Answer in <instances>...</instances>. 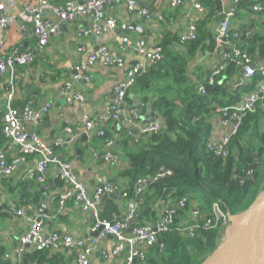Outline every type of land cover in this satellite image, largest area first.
<instances>
[{"label": "trees", "instance_id": "1", "mask_svg": "<svg viewBox=\"0 0 264 264\" xmlns=\"http://www.w3.org/2000/svg\"><path fill=\"white\" fill-rule=\"evenodd\" d=\"M198 1L205 12L195 20L194 38L182 40L177 31L168 27L159 45L163 58L148 65L145 72L136 77L125 98L129 102L130 93H145L144 101L151 97L150 116L161 118L162 128L158 132L140 133L133 141L122 138L118 150V142L109 129L102 128L103 137L93 136L102 140L101 158L104 163L107 162L105 144L108 140L115 142L111 152L121 158L125 155L128 162V167L120 172V178L129 183L117 195L124 202L134 200L141 203L139 209L143 210L139 225H134L131 230L144 225V218H155L153 207L156 202L163 205L168 199L171 206L177 209L170 230L160 234L154 246L145 248L144 258H138L134 264H203L217 252L224 237L225 223L237 228L241 217L264 191V131L259 126L264 115V103L258 102L250 111L241 114L238 132L229 141L226 157L217 156L207 149L214 129L212 118L217 115L223 117L212 104L225 108L234 106L240 101L242 93L253 90L254 86L253 83L241 85L243 66L232 59L233 48L221 50L217 47L215 32L224 19L227 5L221 0ZM259 2L264 0H238L233 4L237 21L234 30L239 37L230 40L235 47L247 51L251 65L257 61L256 57L264 62V32L257 31L254 19L261 14L250 8ZM247 18L249 22H245ZM247 33L249 36H246ZM201 53H208L210 57L222 55V58L204 73L195 74L197 77L194 80L189 71L193 58ZM224 54L228 57L224 58ZM223 63H228L227 67L215 76ZM212 78L215 83L211 86ZM260 79V74H257L254 81ZM234 85H241V92L233 90ZM201 87L207 88L205 94L200 92ZM28 107L34 108L32 100L26 102L24 109ZM235 112V109L230 110V114ZM8 142L11 144L0 122V153L6 152ZM64 147L57 148L55 154L63 155ZM6 157L11 163L13 157L8 154ZM162 167L170 170L171 174L154 180ZM9 178L0 179V193L2 182ZM141 179H152L154 184L147 191L138 193ZM31 180L36 181L34 178ZM110 182L120 184L122 181ZM65 183L60 177L55 180L57 187ZM72 191L73 186L69 184L67 192ZM45 192L37 193L38 196L32 198L33 204L40 206ZM22 193L26 200L24 204L29 205L28 191ZM76 197L77 194H73L72 199L75 201ZM183 199L186 203L184 207H179ZM215 206L223 217L217 216ZM195 207H198V214L193 217ZM1 210L3 208L0 207ZM101 219L114 221L102 216ZM46 251L49 250L26 251L21 261L14 264L40 262L41 258L45 259ZM4 255L5 248L0 246V264H11Z\"/></svg>", "mask_w": 264, "mask_h": 264}, {"label": "crops", "instance_id": "2", "mask_svg": "<svg viewBox=\"0 0 264 264\" xmlns=\"http://www.w3.org/2000/svg\"><path fill=\"white\" fill-rule=\"evenodd\" d=\"M137 1H140L144 7L154 6L155 8V13H153L146 7L153 14V18L150 21L145 20V36L136 31L121 32L119 30L123 25L136 24L143 26L142 17L138 13L130 14L125 3L114 4L108 7L106 11L109 17L117 20V29L107 30L101 35L93 34L90 32L92 17L80 18L73 23L66 24L65 29L63 27L59 35H53L49 44L43 50L37 52L33 65L19 68L21 71L19 72L23 74V77L15 84L16 99L13 106L22 112L26 102L32 100L33 109L37 113L45 105L51 104L49 113L44 116L40 124L26 122L29 131L37 134L45 144L49 145L55 138L63 137V131L66 127L79 129L83 127L87 118L100 121L107 117L109 107L114 100L116 88L122 83L125 71L137 62L144 61L143 54L138 52L135 46L122 43L121 37H129L133 41L143 40L148 49L154 50L161 44L168 27L177 31L180 36H186L190 31L191 20L197 19L196 13L188 5L173 9L170 6V0ZM28 5L35 6L36 1L16 0L15 7L10 10V13L12 15L16 14ZM254 19L256 20L255 28L257 31L264 32V14L255 16ZM245 22H249V19H245ZM79 30L87 33L79 37L77 35ZM23 31L22 22H16L14 26L4 32V51L6 53L19 45L31 50L37 49L36 38H33L29 33H23ZM103 46L107 47L113 56L124 59V68L104 67L100 62L94 65L90 64L89 56ZM82 47L86 49V53L81 50ZM217 62L218 58L214 59L208 53L196 55L192 60L189 71L192 79L195 80L197 77L195 74L204 73L205 70L212 68ZM262 66L263 63L260 62L256 68ZM78 77L81 78L80 81H77ZM8 78L9 73L0 79V122L7 111L6 85ZM66 88L74 93L82 94L85 100L83 102L69 101L63 94ZM143 96H145V93L141 95L130 93L128 98L130 103L125 101L124 105V109L138 108L140 111L139 120L135 119L133 122H129L127 121L128 114L121 113L120 123L96 124L99 129L110 130V134L118 142L116 145L117 150L120 146V139L131 138L130 141H133L134 138L140 135L145 124L151 121L163 122L161 118H151L152 98L150 97L149 100L144 101ZM212 123L214 129L210 141L218 143L225 137L232 123L224 122L218 115L212 118ZM259 126L264 131V115ZM8 147L11 148L7 152L9 157H13L18 153V145L15 143L12 145L9 143L6 148ZM78 150H80V156ZM102 150V140L91 135L85 141L80 139L75 144L64 147L63 155L59 154L58 156L62 157L63 161L69 160L72 162L78 183L86 188L89 195L93 194L98 185L107 181L120 180L123 187L129 183L127 180L125 182L120 178V172L128 167L125 155H122L120 163L111 165L103 162L101 158ZM38 160L39 158L34 155L27 157L24 162L18 165L11 177L2 182L0 207L3 210L0 211V246L5 248V257L8 253H12L13 248L18 246V239L26 234L30 228L26 218L14 214L13 209L24 207L26 212L38 214L41 205L33 204L32 198L38 196L37 193L41 192L42 187H47L48 194L45 196L46 198H57V201L59 200L58 197L68 190L69 184L67 183L61 187L55 185V180L60 175V171L55 165L49 168L45 185L38 184L31 179L25 180L30 172L36 168ZM23 191L29 193L30 197L27 201L29 205L24 204L26 200L23 199ZM57 201L51 205H45V212L47 213L44 214V233L49 235L53 232H59L62 240L58 243L56 249L44 253L45 259L41 258L42 261L40 262H29L28 264H77L78 250L76 248L67 249L63 239L71 237L73 240L83 239L87 242L97 239L93 236V218L83 210V202L70 199L60 211ZM154 204L155 218H144L145 224L153 225L161 216L164 203L163 205L160 202ZM195 209H198V207H195ZM195 209L192 211L193 217L198 214L194 212ZM99 210L103 218L121 221H124L127 213L125 202L120 197L118 199L113 197L103 198ZM141 211L143 210L140 208L138 212L141 213ZM114 248L115 241L111 237L99 241L90 257L89 264H125L129 249L125 248L121 254L114 255ZM32 250V247L28 246L26 248V251L32 252ZM6 259L11 264L16 263L11 258L6 257Z\"/></svg>", "mask_w": 264, "mask_h": 264}, {"label": "built area", "instance_id": "3", "mask_svg": "<svg viewBox=\"0 0 264 264\" xmlns=\"http://www.w3.org/2000/svg\"><path fill=\"white\" fill-rule=\"evenodd\" d=\"M35 6H25L18 13L11 14L10 10L15 7L16 0H0V79L4 78L9 73V78L6 85V98H7V112L2 118L3 133L7 138L11 140V144L15 143L19 147V152L13 156L11 163H8L6 157L7 152L11 149L7 148L5 153H0V179L3 177H11L15 172L18 165L26 160L27 157L34 155L39 158L36 168H34L25 180L35 179L38 184L45 185L47 182L48 170L52 165L58 167L60 171L59 177L67 184L73 186L72 192H65L63 195L57 198H46L48 193H43L44 198L41 209L45 210V205H51L57 201L59 210L61 211L65 203L72 199L73 194H77L76 200L83 202V210L88 212L93 218L92 230L94 233L99 232L97 239L87 242L83 239L73 240L71 237H65L63 239L64 245L67 249L71 250L76 248L78 250L77 264H89L90 257L93 254L97 244L101 240H105L109 237L115 241V248L113 250L114 255L121 254L125 248H128V254L125 264H134L138 258H144L146 252L145 248H151L158 240V236L163 233H167L170 230V226L173 222V217L176 214L175 208L171 206V201L167 199L163 206L158 221L151 224H144L141 227H136L131 232H128L129 221H131L136 213L139 211L141 203L136 201L125 202L127 209L126 219L124 221H104L101 219L99 207L102 203V199L105 195L114 193L124 189L120 183H112L110 181L104 184L98 185L93 194L90 195L86 188L78 183L77 175L72 167V162L58 161V156L55 154L57 148L63 146H70L80 140L83 135L88 137L98 136L103 137L104 131L96 127V124L107 125L109 123H120V115L128 114L129 122L133 120H139L140 111L138 108L124 109L125 98L129 89L134 84L136 77L145 72L146 67L152 63L158 62L163 58L162 49L158 46L154 50L147 48L146 43L143 40L133 41L129 37H121V42L128 46H135L138 52L143 54L144 61L137 62L134 66L128 68L125 71L124 79L122 83L118 85L115 91L114 100L109 107L108 115L106 118L100 121H94L92 119H86L84 125L79 129H71L66 127L63 131V137H57L49 145L45 144L41 138L29 131L25 122L34 124H40L44 116L49 113L51 104L45 105L40 112H35L33 108H26L22 112H19L13 105L16 99L15 84L23 77V74L19 72V68L32 65L36 60L38 51L43 50L48 44L53 35H59L62 28L66 24L73 23L80 18L92 17V25L90 32L93 34H103L107 30H115L118 27L116 19L108 16V7L114 4L125 3L129 13H138L142 18L150 21L153 18L151 11L144 7L140 1L137 0H35ZM223 4L227 5L228 10L225 12L224 19L219 23L216 28V43L217 47L224 50L227 47L233 48V57L238 64L243 66V77L240 79L241 85H248L253 83V90L242 93L240 101L231 107H220L212 104L217 108L219 113L223 114L221 119L226 123H232L231 128L226 132L224 138L218 143L209 142L207 145L208 151L214 153L217 156L226 157L228 154V145L232 136H234L239 129L242 115L247 111H250L255 104L264 101V62L260 68H254V65L250 64V59L246 50H241L235 47L231 38H238L239 34L234 30L237 23L235 19V11L233 4H236L238 0L225 1L221 0ZM188 5L191 10L195 12L197 18L205 12V8L198 0H170L171 8L175 9L181 6ZM251 11L264 14V2L255 3L250 6ZM50 13L51 15L49 16ZM195 20H191L189 27L190 31L186 36H181L182 40L192 39L195 36L196 26ZM16 22H22L23 33H29L33 38L37 40V49L31 50L19 45L14 47L10 52L4 51V32L14 26ZM86 31L79 30L77 35L80 37L86 34ZM249 36V33L246 34ZM26 48V50L23 49ZM86 53L85 48H81ZM228 56L224 54V58ZM218 58V62L222 58V55H215L213 57ZM90 64L100 62L104 67H119L124 68L125 62L121 57H115L103 46L95 53L89 56ZM217 62V63H218ZM216 63V64H217ZM215 64V65H216ZM214 65V66H215ZM228 63L220 65V69L215 72V76L227 67ZM213 66V67H214ZM257 74H260L261 79L254 81ZM81 78L78 77L77 81ZM253 80V81H252ZM214 79H210V85H214ZM241 85H234L233 90L241 92ZM207 88L201 87L200 92L205 94ZM64 96L69 100L81 101L85 100L84 96L80 93H74L69 88H66L63 92ZM235 109L236 112L230 114V110ZM242 114V115H241ZM162 128V123L149 122L145 124L141 133L158 132ZM115 145L114 140H108L105 144L107 154V164H118L122 161L121 156H116L111 152ZM171 171L162 167L156 174L154 180L170 175ZM152 179H141L140 186L138 187V193L147 191L153 184ZM50 196V195H49ZM186 199L179 204V207H184ZM215 213L219 217H223L217 206L214 207ZM13 213L20 217H25L28 224H30L29 231L18 239V246L13 248L12 253L6 255L7 258H11L16 262L21 261L23 254L26 252V248L32 247L33 250H53L56 249L58 243L62 240L59 232H53L49 235L44 233V216L41 214H32L26 212L24 207L13 209Z\"/></svg>", "mask_w": 264, "mask_h": 264}, {"label": "water", "instance_id": "4", "mask_svg": "<svg viewBox=\"0 0 264 264\" xmlns=\"http://www.w3.org/2000/svg\"><path fill=\"white\" fill-rule=\"evenodd\" d=\"M153 13L154 6H146ZM145 19L142 18L143 26H138L136 24L123 25L119 30L121 32H131L136 31L140 35L145 36ZM256 63L254 68L261 62L258 57H256ZM7 112V111H6ZM88 139L87 135H83L82 141ZM80 150H78V155L80 156ZM58 161H62L61 157H58ZM42 191H47V187H42ZM90 197V195H89ZM116 198L118 195L111 193L105 195L103 198ZM198 210L195 209L194 212ZM39 214L43 215L47 212L45 210H39ZM140 213L137 212L135 217L129 221V229L133 225H139ZM126 217L124 218V220ZM121 221V220H116ZM197 221V219H195ZM99 232L94 233L93 236L97 237ZM203 264H264V191L252 205V207L241 217L238 223V230L235 236L232 238L230 243L217 250L210 258H208Z\"/></svg>", "mask_w": 264, "mask_h": 264}, {"label": "rangeland", "instance_id": "5", "mask_svg": "<svg viewBox=\"0 0 264 264\" xmlns=\"http://www.w3.org/2000/svg\"><path fill=\"white\" fill-rule=\"evenodd\" d=\"M238 230V225L237 228L233 227L231 223L224 225L223 232H224V237L222 239L221 244L219 245L218 249L227 246L232 238L235 236L236 232Z\"/></svg>", "mask_w": 264, "mask_h": 264}, {"label": "clouds", "instance_id": "6", "mask_svg": "<svg viewBox=\"0 0 264 264\" xmlns=\"http://www.w3.org/2000/svg\"><path fill=\"white\" fill-rule=\"evenodd\" d=\"M43 197V196H42ZM43 200H44V198H43Z\"/></svg>", "mask_w": 264, "mask_h": 264}]
</instances>
